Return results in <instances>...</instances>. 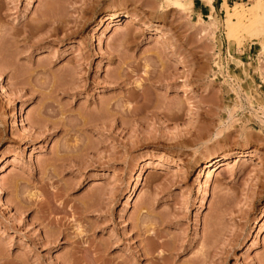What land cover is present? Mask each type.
Segmentation results:
<instances>
[{
    "label": "rangeland",
    "instance_id": "374dc122",
    "mask_svg": "<svg viewBox=\"0 0 264 264\" xmlns=\"http://www.w3.org/2000/svg\"><path fill=\"white\" fill-rule=\"evenodd\" d=\"M163 1L0 0V264H264V36Z\"/></svg>",
    "mask_w": 264,
    "mask_h": 264
},
{
    "label": "bare ground",
    "instance_id": "6f19581e",
    "mask_svg": "<svg viewBox=\"0 0 264 264\" xmlns=\"http://www.w3.org/2000/svg\"><path fill=\"white\" fill-rule=\"evenodd\" d=\"M212 0H206V2L210 3ZM251 1V0H250ZM164 4H173L177 7H181V6H191L193 5V0H186V2L183 4L182 3V0H164L163 1ZM166 2V3H165ZM211 4V3H210ZM223 5L225 7V17H227V24L226 26L229 27L230 31L231 30H234L236 27L238 26H243L244 29L247 31V33L252 36V37H262L264 36V0H252L251 4L247 7H244L243 6V3L242 2H239V1H236L235 2V5L234 6H230L226 3V1L223 2ZM211 8L213 9V6H211ZM211 11V10H210ZM209 15L211 13H208ZM116 14L112 13L111 16H115ZM128 17V16H127ZM200 17V15H199ZM129 18V17H128ZM209 18V17H208ZM130 19V18H129ZM132 19V18H131ZM244 19H246L247 21V24H242L244 22ZM210 20V19H209ZM212 20V19H211ZM55 21V22H54ZM52 23H56V24H53L51 26V29H52V32L51 34L55 33V31H57L58 29L60 30V28H62V26L64 25L63 24V20H54ZM126 21V20H125ZM204 21V20H203ZM226 22V21H225ZM127 23V22H126ZM130 23V21H129ZM211 23V21H210ZM209 23V25H211ZM66 24V23H65ZM201 24V23H200ZM200 24L197 23V25L199 26ZM41 25V24H40ZM212 25L214 26L213 24V21H212ZM37 26H39V24H37ZM36 26V27H37ZM202 26V25H201ZM35 27V28H36ZM203 27V26H202ZM65 28V27H64ZM214 29V28H213ZM55 30V31H54ZM64 30V29H62ZM232 32V31H231ZM68 33V32H67ZM55 35V34H54ZM53 35V36H54ZM66 35V34H65ZM69 35H71L69 33ZM231 35V34H230ZM248 35V36H249ZM49 37V35H47ZM249 36V37H250ZM47 37V38H48ZM65 37V36H64ZM45 39V38H44ZM133 94V93H132ZM131 96H134V95H131ZM108 108V107H107ZM110 108V107H109ZM112 108V107H111ZM103 109V108H102ZM126 111L125 115H128L129 117H131L133 115L134 112V107L131 106V107H128L127 110H124ZM136 111V110H135ZM103 113V112H102ZM131 116H130V115ZM20 121L19 123L21 124H24V119H21L19 118ZM38 119V118H37ZM133 119V118H132ZM131 119V121H132ZM134 120V119H133ZM68 123V122H67ZM66 122H62L60 123V125L64 126L65 124H67ZM70 123V122H69ZM133 124V123H132ZM20 125V124H19ZM68 125V124H67ZM21 126V125H20ZM59 126V125H58ZM74 126V125H73ZM227 159V155H223L220 159L216 160L217 163H215V167H218L220 168L221 165H225V163L227 161H225ZM228 160V159H227ZM210 161V160H209ZM227 165V164H226ZM220 166V167H219Z\"/></svg>",
    "mask_w": 264,
    "mask_h": 264
},
{
    "label": "crops",
    "instance_id": "0c3cea01",
    "mask_svg": "<svg viewBox=\"0 0 264 264\" xmlns=\"http://www.w3.org/2000/svg\"><path fill=\"white\" fill-rule=\"evenodd\" d=\"M226 1L227 4L230 5L231 2L239 1V0H212V5L215 8L220 9L222 11V5L223 2ZM241 2V1H239ZM220 6V8H219ZM193 11L196 14H200L202 16H206L210 12V5L207 4L204 0H193V6H192Z\"/></svg>",
    "mask_w": 264,
    "mask_h": 264
}]
</instances>
